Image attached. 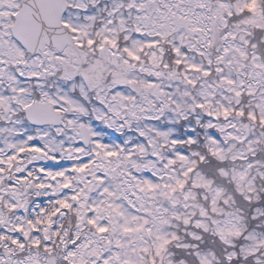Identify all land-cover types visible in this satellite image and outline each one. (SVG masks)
<instances>
[{"label": "snow or ice", "instance_id": "obj_1", "mask_svg": "<svg viewBox=\"0 0 264 264\" xmlns=\"http://www.w3.org/2000/svg\"><path fill=\"white\" fill-rule=\"evenodd\" d=\"M0 264H264V0H0Z\"/></svg>", "mask_w": 264, "mask_h": 264}]
</instances>
